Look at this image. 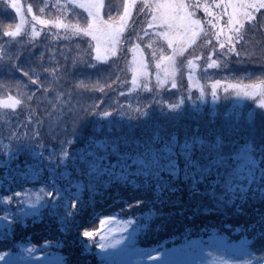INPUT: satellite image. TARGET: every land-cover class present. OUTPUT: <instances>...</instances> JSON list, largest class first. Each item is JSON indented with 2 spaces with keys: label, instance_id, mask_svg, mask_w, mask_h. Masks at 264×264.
<instances>
[{
  "label": "snow or ice",
  "instance_id": "6c2138e0",
  "mask_svg": "<svg viewBox=\"0 0 264 264\" xmlns=\"http://www.w3.org/2000/svg\"><path fill=\"white\" fill-rule=\"evenodd\" d=\"M65 6L84 22H57L74 34L69 54L57 48L54 57L29 51L26 59L6 54L0 60V91L15 88L18 97L9 94L0 106H26L33 117L27 125L15 120L0 126V264H76L62 254L71 245L81 254L98 249L99 264H145V258L148 264H205L202 256L210 247L221 253L215 264H264V0H123L122 5L66 0ZM9 9L20 16L18 0H0V23L7 25L0 30V43L10 45L11 52L21 41L8 39L20 33V24L8 30ZM201 9L210 32L197 16ZM202 33L211 47L207 67L227 73L212 83V104L223 99L238 107L251 98L246 115H219L202 106L203 98L199 103L192 96L172 100L173 93L158 87L165 82L159 71L157 85L137 93L135 113L123 108L120 98L128 97L113 87L119 59L131 54L136 86L139 78L150 77L145 53L152 49L156 69L167 77L177 57L193 55ZM250 37L259 39L253 45L260 57L256 68L246 66L237 48L241 42L248 55L243 42H251ZM42 46L51 47L43 40L27 44L29 49ZM242 73L258 83L229 82ZM222 85L223 98L218 95ZM37 185L40 195L32 201ZM129 192L142 195L131 201L125 198ZM108 198L131 213L121 219L120 235L104 227L120 219L118 214L98 211ZM145 207L152 209L147 218L143 211L132 212ZM177 216L190 222L181 233L184 243L173 241L163 251L139 246V234L167 231ZM84 218L98 219L100 227H85ZM53 222L59 233L55 243L45 238L38 245L30 238L29 229Z\"/></svg>",
  "mask_w": 264,
  "mask_h": 264
},
{
  "label": "rangeland",
  "instance_id": "374dc122",
  "mask_svg": "<svg viewBox=\"0 0 264 264\" xmlns=\"http://www.w3.org/2000/svg\"><path fill=\"white\" fill-rule=\"evenodd\" d=\"M106 3H112L114 5H122L123 0H105ZM215 0H201V3H214ZM18 3L21 5V14L20 16H17L14 10L9 9L10 13V20L9 23L11 24V27L8 30H15V26L17 24H20V33L17 37L8 38L10 41H17L20 40L21 43L16 44L15 46L11 47V52H9L10 45H6L3 43H0V60L6 58V54H15L17 57L23 55L25 59L27 58V53L29 51L36 52L37 56H39L42 52H47V54L50 57H54V54L57 51V48H59L62 52L65 54L70 53L69 43L72 39H74V34L72 32V29L60 27L58 26V23L60 25H76V26H84V22L81 17L72 14L69 12V10L66 8V0H18ZM137 3H139V0H137ZM29 7L32 8V11L29 12ZM77 12H83L82 9H77ZM71 16V18H69ZM84 16H86V13H84ZM198 18H201L205 21L204 28L206 32L212 31L210 28V25L207 23L208 17H206L203 13V10L201 9L197 13ZM21 17H23V23H21ZM33 17H36L34 20ZM136 18V10L133 9V19ZM226 19V17H225ZM4 18L0 17V21H3ZM40 20H44L47 23L41 24L39 23ZM7 27L6 24L0 23V30ZM33 32L37 33L38 35L33 36ZM202 40L197 41V45L194 46V53L193 55H187V58L183 57H177L176 63L172 66L173 72L172 74L168 75L167 77L164 76V73L160 70H157L155 67L156 61L152 58V49H148L145 53V59L149 64V73L150 77H142L139 78L137 81V85L133 86L131 84L133 72V64H132V57L131 54H127L123 58L118 60L119 68L116 70V77L119 78L116 85H113V87H116L117 85L123 89L125 96L128 97L127 99H124L123 97L120 98V103L123 106L124 109L129 110L133 114L135 113V108L137 107L136 103V95L139 92L140 94H144L148 91L149 88L157 85V72L159 71L161 80H164V84L158 87H162L165 92H171L174 95L171 96V99L179 102L181 99L187 100L189 96H192L193 101L199 103L201 99H204V105L209 107L212 111H216L217 114L223 115L225 113H232L234 115L236 114H244L246 115L248 111H250L249 108L246 107V104H251L252 100L249 98L246 102L241 103L238 107L235 105H231L227 100L221 99L217 102L216 105L212 104V97H211V90H212V83L216 79H221L222 77L226 76L227 73L222 72L219 68H208L207 63L210 61H207V57L211 55V47L207 43V36H205V33L201 34ZM253 37H250V40H252ZM255 40L258 41V37H254ZM43 40L45 44L51 45L50 48L45 49L43 46L39 49L27 48V44L34 42V41H40ZM213 43H215V37H212ZM147 40H145V46L147 45ZM247 41H244L243 44L246 45ZM241 42L237 43V48L240 46ZM159 53V49H156ZM217 52L220 51L219 46L216 45ZM256 55L255 58L260 59L259 57V50L256 49ZM189 51H193V49H190ZM241 53V52H240ZM247 55L244 53V51L241 53V58L246 59ZM213 59H216V56L212 57ZM254 58V59H255ZM232 59L235 60L236 57L233 54ZM192 60V65L190 66L188 64V61ZM181 61H183L181 63ZM54 62V60H53ZM248 64V63H247ZM59 67V65H58ZM115 67V66H114ZM233 67L240 68L242 65L234 64ZM258 67V65H257ZM17 75H20V73H17ZM116 77L113 79L115 80ZM231 83H241L244 85H249L252 83H258V81L253 79H248L247 74L242 73L239 74L238 79L230 80ZM112 82L110 81V84ZM175 83L176 87L174 88L172 85ZM143 85V86H142ZM84 87L88 90L91 89V85L85 81ZM203 90V91H202ZM12 95L13 97H17L16 89L13 88L11 93H8L7 91H0V99H5L7 95ZM96 94L99 95V90L97 89ZM115 95H119V93H115ZM218 95L223 98L225 96V93L223 91V85L218 89ZM232 96H235V93H232ZM18 98V97H17ZM55 110V105H53V108L50 109V111ZM43 111V109H41ZM33 116L36 115L35 108L32 109ZM6 113L13 114L12 117H6ZM18 113V115H17ZM32 116L28 115L27 107H21L17 106V108H5L3 106H0V126L7 127L8 124L14 123L15 120H19L20 124H30L32 123ZM55 120V117L52 118ZM20 125L18 124L17 127ZM34 127V126H33ZM0 140H2V137H0ZM6 143V141H5ZM42 187L41 185H37L36 190L32 191V201H36L37 196L40 195L39 188ZM142 194L140 193H131L129 192L126 194L125 198L129 199L131 201H134L137 196H140ZM121 207H125L121 204H114L113 200L111 198L105 199L101 201L98 211L102 212V215L109 216L113 214H118V217L120 219L114 220L110 225L106 224L104 227L109 228L112 231L113 235H120L122 234V228L123 224L121 223L122 218H127L131 216V213L128 211V209L125 207V210L123 212L120 211ZM143 211L144 216L147 218L149 211H152L150 208H143V209H137L133 208L132 212H135L137 215L140 214V212ZM0 215H3L2 212H0ZM47 217H45L46 219ZM31 220V218H29ZM81 223L84 224L85 227L91 229L93 227L99 228V220H95L92 223L88 222V218L82 219ZM204 223H209L208 221H205ZM213 224L215 222H212ZM190 224V222L187 220L186 217H179L177 216L175 219L170 221V226L167 229V231L163 232H151L147 237L143 235V233L139 234L138 236V244L140 247H145L149 249V245L156 243L158 238L160 236H164L167 234L168 236L172 237V240H174L175 236L181 237L182 232H186V229L184 225ZM51 228H56L55 222L50 226ZM216 227H220L219 225H216ZM30 229L29 231H31ZM211 232V227L209 229ZM57 232V231H56ZM172 232V233H171ZM221 235L224 233L221 232ZM75 231L73 230V234L71 238H75ZM59 233L57 232V235H53V237H58ZM97 239L99 237H96ZM193 239H196L195 235L192 236ZM207 238V237H205ZM234 239L236 237H233ZM38 245H40V242H37ZM177 245V244H176ZM178 246V245H177ZM173 247V246H172ZM172 247L168 248L171 249ZM165 248H163L164 250ZM162 250V251H163ZM98 251V249H92L90 251H86L83 254H81L78 250V246L71 245L69 248H66V254L65 257L68 258L69 256L73 258V260L76 262V264H79L75 259L77 257H83V261L85 262L86 258V264H99V257L95 255V252ZM211 252L213 253L212 256H209L207 253ZM221 258V253L214 247L206 248L205 253L202 256L203 261L205 264H209V262H217ZM224 259H228V257H223ZM89 259V260H88ZM145 264H148L147 258H145Z\"/></svg>",
  "mask_w": 264,
  "mask_h": 264
},
{
  "label": "trees",
  "instance_id": "16d2710c",
  "mask_svg": "<svg viewBox=\"0 0 264 264\" xmlns=\"http://www.w3.org/2000/svg\"><path fill=\"white\" fill-rule=\"evenodd\" d=\"M250 41L251 42L247 41L246 42V45H244L245 48H248L249 49V54L245 57L246 58L245 60L248 61V64L246 66L248 68H256L257 65H258V63H256L255 61H258L259 59L255 58L256 55L254 53H256V51H257L256 49L257 48L253 47V45L254 44H258V41L255 40L254 37ZM238 50H240L241 53L243 52V49L240 46L238 47ZM30 232H31L30 238L31 239H34V241L36 243L37 242H40V245L43 244L45 238H53L52 239V242L53 243L56 242L55 237H53V235H57L56 228H51V227L37 228V229H32ZM164 236H166V237L160 236L158 238V240L156 241V243L149 245L148 246L149 249L150 250L151 249H160L162 251L163 248H170V247L174 246L173 243H172L173 241H175V245L176 244L177 245H180V244L184 243V241L181 239V237H179V235L178 236H175L174 237V240H172V237L171 236H168L167 234H165ZM234 240H235L236 243L239 242L238 238H235ZM65 252H66V249H63L62 250V254H66ZM75 260L79 264H85V262L83 261L84 260L83 257H77ZM98 263H99V261H98Z\"/></svg>",
  "mask_w": 264,
  "mask_h": 264
}]
</instances>
